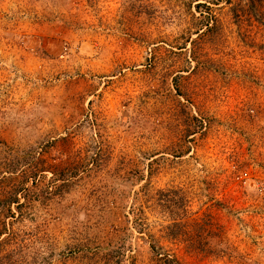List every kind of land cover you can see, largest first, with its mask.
<instances>
[{"label":"rangeland","instance_id":"rangeland-1","mask_svg":"<svg viewBox=\"0 0 264 264\" xmlns=\"http://www.w3.org/2000/svg\"><path fill=\"white\" fill-rule=\"evenodd\" d=\"M254 1L0 0V264H264Z\"/></svg>","mask_w":264,"mask_h":264},{"label":"trees","instance_id":"trees-1","mask_svg":"<svg viewBox=\"0 0 264 264\" xmlns=\"http://www.w3.org/2000/svg\"><path fill=\"white\" fill-rule=\"evenodd\" d=\"M247 2H248V3H250V4H251V6H255V5H254V2H255L254 0H252V1H250V0H247Z\"/></svg>","mask_w":264,"mask_h":264}]
</instances>
